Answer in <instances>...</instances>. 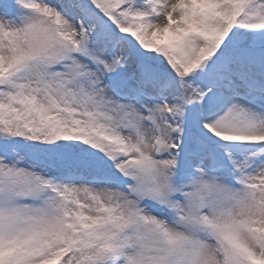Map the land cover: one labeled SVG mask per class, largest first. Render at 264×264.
Here are the masks:
<instances>
[{
    "label": "snow or ice",
    "instance_id": "1",
    "mask_svg": "<svg viewBox=\"0 0 264 264\" xmlns=\"http://www.w3.org/2000/svg\"><path fill=\"white\" fill-rule=\"evenodd\" d=\"M0 264H264V0H0Z\"/></svg>",
    "mask_w": 264,
    "mask_h": 264
}]
</instances>
